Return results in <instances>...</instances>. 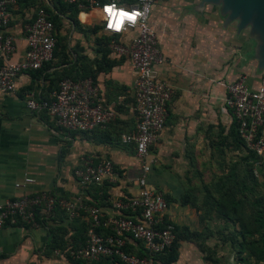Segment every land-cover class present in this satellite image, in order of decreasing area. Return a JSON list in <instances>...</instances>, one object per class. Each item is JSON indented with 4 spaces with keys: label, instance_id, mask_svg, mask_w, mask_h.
<instances>
[{
    "label": "crops",
    "instance_id": "1",
    "mask_svg": "<svg viewBox=\"0 0 264 264\" xmlns=\"http://www.w3.org/2000/svg\"><path fill=\"white\" fill-rule=\"evenodd\" d=\"M201 1L154 0L148 17L163 56V63L154 68L155 76L171 86L172 95L162 130L149 148L154 163L146 183L162 194L166 218L183 228H190L195 213L180 200L197 186L194 173L207 150L208 134L221 124V113L228 127L231 123L230 116L221 110L224 85L244 75L253 88L264 71V65L258 68L251 56L253 40L248 27L237 31L236 21H228L219 4ZM42 3L48 5L47 0H16L10 9L9 24L3 30L13 38L8 63L21 60L25 50L23 25ZM80 13L89 15L88 22H80ZM59 17L54 32L57 36L68 26L69 61L56 65L58 59L54 58L38 72H22L14 79L13 92L0 93V205L24 193L46 192L65 202L80 199L84 207L95 206L109 214L113 200L132 197L138 190L140 172L133 146L120 142V135L134 131V73L127 57L114 56L107 44H102L98 10L78 11L76 25L66 16ZM91 23L83 41L76 29ZM133 35L127 31L116 40L126 43ZM101 60L113 64L108 68ZM60 67H73L72 74H78L79 68L90 73L101 105L114 113L110 124L85 133L66 132L44 111L26 109L27 99L45 100L53 92V78ZM105 159L113 164L112 175L81 188L73 171L84 162ZM25 178L30 183L16 188ZM88 223L85 211L70 219L61 208L49 215L41 209L33 227L17 223L0 229V264H74L67 250L80 245L76 239L82 238ZM125 250L133 255L142 253L132 241ZM176 252L177 258L170 264H202L195 248L185 241H178Z\"/></svg>",
    "mask_w": 264,
    "mask_h": 264
},
{
    "label": "built area",
    "instance_id": "2",
    "mask_svg": "<svg viewBox=\"0 0 264 264\" xmlns=\"http://www.w3.org/2000/svg\"><path fill=\"white\" fill-rule=\"evenodd\" d=\"M61 1L78 11L98 10L100 29L106 35L134 32L126 43L111 39L107 48L114 56L127 57L134 73V131L120 135V142L133 146L140 172L136 180L138 190L132 197L113 200L109 214L102 213L95 206L84 207L80 199L65 202L46 192L24 193L0 205V229L17 223L33 227L41 209L49 215L54 209L61 208L70 219L85 211L89 223L84 241L67 250L71 260L80 264H97L100 260L107 264H159L157 257L169 250L175 235L174 225L166 218V202L162 194L146 183L154 163L149 148L162 130L166 104L172 95L171 86L157 78L154 72V68L163 63L155 32L148 23L154 0ZM15 3L16 0H0V93L3 94L14 91V79L18 74L38 70L50 62L55 42L52 23L46 12L39 8L23 25L25 50L21 60L8 63L14 50L13 38L3 30L9 24L10 9ZM120 12L128 13L134 19L120 17ZM118 20L121 22L117 28ZM25 107L33 113L44 111L57 128L66 132H90L104 128L114 119V113L101 105L97 88L89 77L64 78L47 99H27ZM221 110L233 120L244 150L261 157L264 154V71L253 88L247 85L244 75L226 83ZM256 164L257 161L253 166ZM112 173L113 164L105 159L97 163L84 162L73 171V177L81 188H85L109 178ZM28 183L30 180L25 178L16 188ZM128 241L140 246L141 255L125 252Z\"/></svg>",
    "mask_w": 264,
    "mask_h": 264
},
{
    "label": "rangeland",
    "instance_id": "3",
    "mask_svg": "<svg viewBox=\"0 0 264 264\" xmlns=\"http://www.w3.org/2000/svg\"><path fill=\"white\" fill-rule=\"evenodd\" d=\"M92 26V23L81 25L76 29L77 36L84 41ZM68 30L67 26L56 36L58 50L67 61L69 56L65 51L71 40ZM252 47L251 56L256 64L260 63L263 60L260 45L253 42ZM55 62L61 65L60 60ZM58 70L53 78L54 87L61 73L68 69ZM227 130L228 124L221 113V124L208 134L207 150L199 171L194 173L197 186L187 193L197 208L188 205L195 213V220L185 233L196 235L185 242L195 248L202 264H264V252L256 254L253 250L263 251L264 230L246 235L254 213L264 212V154L249 169L245 151L231 140Z\"/></svg>",
    "mask_w": 264,
    "mask_h": 264
},
{
    "label": "trees",
    "instance_id": "4",
    "mask_svg": "<svg viewBox=\"0 0 264 264\" xmlns=\"http://www.w3.org/2000/svg\"><path fill=\"white\" fill-rule=\"evenodd\" d=\"M47 3H48V5H45L44 3H42L38 7L42 8L46 12V14L48 15V19L52 23V26H53L55 31L58 29V26H59V21H60V17L59 16H66V18L73 25L77 24L76 15L78 13V10L74 6L67 5V4L63 3L61 0H47ZM78 18H79L80 22L86 23V22H88L89 15H85L83 13H80L78 15ZM94 29H97V28L94 27ZM116 37H117L116 35L109 36V35L103 34L101 36V42H102L103 45H106V44H108V42L111 39L116 40ZM104 52H107V49ZM65 53L68 56L67 51H65ZM64 57H65V54H63L62 51L58 50V44L56 42V36H55L54 48H53V53H52V60L54 58H57L58 60H60V64L64 65V64H66L69 61V60L67 61V59L64 58ZM52 60L50 62H52ZM50 62L44 64L38 70H33V72H38L39 70L43 69L44 67H47ZM100 62H103L106 65V67H108V68H110L111 65L113 64L112 62H109V63L105 62V60H101ZM95 69L96 70H100V68L98 66H95ZM101 69H103V68H101ZM72 70H73V67H70L67 71L62 72L60 79L62 80L64 78H69V79L75 80V79H81V78L89 77L92 80V76L90 75V73L88 71L86 73H84V71L86 69L79 68V73L78 74H72ZM60 79H59V81H60ZM53 88H54L53 91H55L57 89V85H56V87H53ZM227 134L231 138V140L238 145V147H240V148H242L244 150V148L242 146V143L240 142V140L238 139V136L236 134V128H235V124H234L233 120L231 121V123H230V125L228 127ZM245 154H246L245 157H246V162H247L246 164L248 165L249 169H251V167L253 166V163L255 161H257L260 157L257 158L251 152H246L245 151ZM249 173H250V170H249ZM180 201H181L180 202L181 205H186L187 204V205H189V206H191V207H193L195 209L197 208L195 202L194 201H190L188 199V196H183ZM85 230H86V228H84V231L82 232V235H83L82 238L76 239V241H80V243H79L80 245L84 241ZM263 230H264V212L257 211L252 216L251 226L247 230L246 235L256 234V233H259V232H261ZM187 231L188 230L185 227L183 228V227L174 226V235H175L174 240H173L169 250L167 252H165L163 255H160L159 257H157V262L159 264H170V263H172V262H174L176 260V258H177L176 250H177V247H178V241H189V240L195 238V235H196L195 233L189 232L188 234H186L185 232H187ZM76 247H78V246H76ZM261 249L263 251H257V250H255L253 248V250H254V252L256 254L257 253H263L264 252V247H261ZM125 252H127V251L125 250ZM71 261L74 264H80V262L73 261V260H71Z\"/></svg>",
    "mask_w": 264,
    "mask_h": 264
},
{
    "label": "water",
    "instance_id": "5",
    "mask_svg": "<svg viewBox=\"0 0 264 264\" xmlns=\"http://www.w3.org/2000/svg\"><path fill=\"white\" fill-rule=\"evenodd\" d=\"M203 4L220 5L222 14L228 21H236V30L245 27L253 42L260 45L263 60L257 63L258 68L264 65V0H202Z\"/></svg>",
    "mask_w": 264,
    "mask_h": 264
},
{
    "label": "snow or ice",
    "instance_id": "6",
    "mask_svg": "<svg viewBox=\"0 0 264 264\" xmlns=\"http://www.w3.org/2000/svg\"><path fill=\"white\" fill-rule=\"evenodd\" d=\"M108 11H111V9H109ZM119 16H120V17H127V19H129V20L134 19V16H132V15H130V14H128V13H124V12H120V13H119ZM120 22H121V21L118 20V21H117V24L115 25V27L118 28ZM109 26H110V27H113V25H111V24H110Z\"/></svg>",
    "mask_w": 264,
    "mask_h": 264
}]
</instances>
